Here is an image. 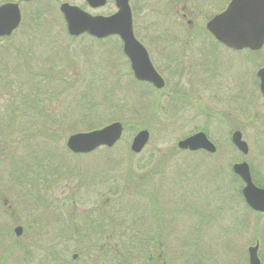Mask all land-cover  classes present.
<instances>
[{
  "label": "rangeland",
  "instance_id": "374dc122",
  "mask_svg": "<svg viewBox=\"0 0 264 264\" xmlns=\"http://www.w3.org/2000/svg\"><path fill=\"white\" fill-rule=\"evenodd\" d=\"M12 1L20 4L22 22L9 36L0 38V216L5 215L3 198L22 218L27 212L39 213L38 209L45 212L38 200H28L21 181L13 176L17 162L47 156L51 157L47 166L68 173H59L47 191L58 213H43L39 233L15 237L11 229L0 236L5 237L0 241V258L5 255L1 264H37L51 250L64 253L70 264H84L72 260L73 254L89 263L99 258V264H143L148 258L149 264H248L247 248L255 243L264 264V213L246 206L243 182L231 169L233 163L246 161L253 182L264 186V99L252 82L254 63L264 65V49L251 53L254 63L245 64L243 52L222 48L205 34L204 61L189 58L188 48L182 50L188 69L180 76L162 74L167 85L159 92L132 77L116 36L94 41L88 36L72 38L66 32L58 8L61 2L107 15L116 9L114 0L96 10H90L84 0ZM227 1L202 3L200 24ZM134 2V32L146 40L149 35L144 30L155 16L142 18L145 11ZM168 14L156 17L159 30L173 19L179 21L178 15L171 16L170 10ZM214 47L220 56L217 61L211 57ZM191 53L198 56L200 50ZM224 76L242 81V99L252 98L249 106L233 102L231 95L237 89L230 93L232 84L224 83ZM175 85L180 86L178 92L173 90ZM36 98V103H23ZM156 99L160 105L154 111ZM250 117L255 119L251 129L247 127ZM112 121H120L124 132L110 149L74 155L66 147L68 135ZM141 129H147L150 138L141 153L134 154L131 141ZM236 129L249 147L247 155L230 142V132ZM195 131L206 132L217 148L214 154L177 148L178 140ZM105 200L107 213L128 209V218L134 214L138 221L143 216L152 221L160 231L155 243L163 245L160 258L158 249H152L153 254L142 255V262L140 252L127 250L125 238L107 239L99 233L92 243L95 252H89L91 245L82 238L57 237L54 242L65 215L73 211L77 223L88 215L97 219L90 211ZM154 213L155 219H150ZM59 214L60 224L55 221ZM97 247L101 252L97 253Z\"/></svg>",
  "mask_w": 264,
  "mask_h": 264
},
{
  "label": "water",
  "instance_id": "95a60500",
  "mask_svg": "<svg viewBox=\"0 0 264 264\" xmlns=\"http://www.w3.org/2000/svg\"><path fill=\"white\" fill-rule=\"evenodd\" d=\"M85 1L92 8L101 7L106 3V0ZM114 5L116 10L108 15L90 14L68 2H62L59 11L67 33L71 36L83 33L96 38L118 36L122 40L123 53L130 62L134 77L150 82L158 89L162 88L165 84L163 78L152 66L144 46L134 36L129 0H114ZM20 22L21 12L17 2L0 4V37L9 36ZM206 29L216 40L229 48L257 50L264 44V0H230L224 10L207 21ZM258 76L264 97V68L258 71ZM122 131V124L114 121L99 129L69 135L66 146L74 153H86L99 146L112 147L120 139ZM148 139V130H139L131 141L130 149L133 152H140ZM231 142L242 154L248 152V146L242 139L240 131L232 132ZM177 146L191 151L198 149L210 153L216 151L215 145L202 131L179 140ZM232 170L243 182L241 192L245 203L254 211L264 212V189L253 184L248 164L245 161L236 162L232 165ZM14 233L19 236L21 227H15ZM257 250L258 243L247 248L249 264H260ZM76 257L77 254L72 255V259Z\"/></svg>",
  "mask_w": 264,
  "mask_h": 264
},
{
  "label": "flooded vegetation",
  "instance_id": "af4514ba",
  "mask_svg": "<svg viewBox=\"0 0 264 264\" xmlns=\"http://www.w3.org/2000/svg\"><path fill=\"white\" fill-rule=\"evenodd\" d=\"M8 1H11V0H4L3 2H0V4L8 2ZM23 1H25V0H23ZM132 1H134V0H129V5H130L131 10H132V7H131ZM228 1L224 5V7L227 5ZM84 2H85V5L90 10H96V9L102 8L107 4V0H106V3L103 6L97 7V8H92L91 6H89V4L85 0H84ZM207 2H209V0H135L134 3L136 4L137 9H139V10L143 9L145 11L144 17H142V18H146L147 16L152 17L153 15L155 16V18L152 19L151 22H147L148 29L144 30L149 35L148 39L141 40L140 38H138L135 35V32H134V35H135L136 39L146 49L147 54H148V58L152 64V66L154 67L156 72L164 79V82H165V85L163 88L156 89L151 83H149L147 81L137 80L133 75V72H132L128 58L123 53L122 40L119 37H117L119 40V45H120V50L122 52V57H124V60H126L128 63L129 71H130L129 73L132 75V77L139 84L147 85L148 87H150L156 91L162 92L163 89H165V87L167 85L166 79L163 77L162 74L167 73L168 75H175L176 74V75L180 76L182 74V72L185 71V69H188V67L183 65L184 60H182L183 57L180 54V53H182V50H184V49L188 48L190 54H192L191 56H189V58H194V59L200 58V61L201 60L204 61V59H202V58H203V55L205 53H202V52H204V47L202 48V43L205 41V39L206 40L208 39V38L204 37L205 34L210 36L211 39L215 42V44L221 46L222 48L229 49L230 51H235V52H243L245 64L254 63V60L252 59L251 53L261 52L264 49V44L262 45L261 48H259L257 50H251L248 48L236 50V49L229 48V47L221 44L216 39H214L210 35V33L206 30L205 25H206L208 18L206 19L204 24H200V21L198 20V18H199L198 11L202 10V3H207ZM224 7L221 8L220 10H218V12H220L222 9H224ZM80 8H82V7H80ZM169 10L172 13L171 16L172 15L173 16L178 15L179 21H176L175 19H173V22L170 23L169 26H164L159 30L158 29L159 21L157 18H160V17L163 18V17L168 16ZM132 14H133V12H132ZM65 28H66V25H65ZM133 31H134V25H133ZM82 36H88L94 41L105 39V38L99 39V38H96V37H93V36H90L87 34H81L79 36H70V37L77 38V37H82ZM218 48H220V47H218ZM196 49L200 50V55H198V56L191 53L192 51H194ZM215 50H216V53H215ZM215 50H214V52H212L211 57H213V60L217 61V58L220 56L218 55L219 52L217 51V48H215ZM205 51L208 52L207 49H205ZM197 60H199V59H197ZM254 66L256 67V70H255V77L252 76V78H253L252 82H254V84L257 87L261 97L264 99V97L261 93V90H260V77L258 76V71L261 68H264V65L257 66V64L254 63ZM228 67H229V63H228ZM232 78L233 77H231V79H230L229 76H224L221 78V80H224V83L231 82L232 85H231V87H229L231 89L230 93L233 91L235 92V89H237L236 93H233L231 95L233 102H236V101L240 102L241 101V102H244L245 106H249L250 105L249 103H251L252 98L250 97V98L242 99V95H241L242 94L241 84L242 85H244V84L242 83V81L237 82V80L232 79ZM246 82H247L246 87H247V89H249L251 85H248L247 80H246ZM173 90L178 92L180 90V86L175 85ZM159 105H160V102H159ZM254 122H255V119L253 117H250V119L248 120L247 127L251 129V126H253ZM232 131H234V130H232ZM232 131L230 132V135H231ZM46 135L53 136V134H46ZM261 135H262V137H264V130L261 131ZM97 149H94L92 151L82 153V154L83 155L84 154H90V153L95 152ZM181 151H188V150H181ZM200 151H203V150H200ZM248 151H249V147H248ZM189 152L193 153V152H197V151H189ZM263 152H264V149H263ZM72 153L74 155H82L81 153H79V154H76L74 152H72ZM139 153H141V151ZM139 153H137V154H139ZM247 154H248V152H247ZM35 157L36 156H33V157L30 156L28 159L24 158L21 161L22 162V168H23V172H22L23 173V180L21 181V185L23 187L24 194L28 197V200H30V201L38 200V202L42 204V205H38V207L41 206L42 210L45 209V212H43L44 214L48 213L49 210L50 211L52 210L53 212H57L56 209L53 208L52 200L48 198L49 194L47 191L49 188L52 187L53 183H55L57 181L56 179L60 177L59 173L60 174L62 173V175H64V174L68 173V170L67 171H64V170L58 171V168L47 166L48 161H51L49 159L51 157H47L44 159L41 157H38V156L36 157L37 158L36 159ZM106 160H105V162H106ZM249 168H250V166H249ZM250 170H251V168H250ZM100 173H101V177H102V175L104 176L103 172H100ZM75 193H76V190L72 192L71 196H74ZM106 202H107L106 200L102 201L99 204L100 206H97L94 210L90 211V212L95 213L94 215H96L97 220L101 219V224H102L101 228L103 229V230H101V234H105V235L107 233V229L105 230V227H106L105 223L107 221V215H108V213H107L108 208H107ZM32 203H34V202H32ZM2 205L4 208L3 212H5V215L0 216V236L7 235L11 229L13 230V233H14V229L17 226L21 227V233L17 237L24 235V233H26V232L30 236L31 235L34 236V234L39 233L40 222H41L40 220H41V218H42V220L44 218V215L40 209H38L39 213L34 215V214L27 212V214H25L24 217L22 218V217L16 215L15 210L12 209L7 198H3ZM149 208H151L150 205H149ZM74 209L75 208H73V210ZM90 212H88V213H90ZM58 216L59 217L57 219H55V221L57 223L59 222V224H60L61 223L60 222V214ZM73 216H75V215L72 211L71 213H69L67 215V217H66V215L64 217L66 220H68L70 218L72 219ZM88 216H89L88 217L89 220H96L94 218V216H90V215H88ZM154 216H155V213L152 217H150V219H152V218L155 219ZM148 221L150 223V226H152V230H150V231L142 230V231H137L135 233H137V234L149 233L150 235H153L156 238V235L159 234L160 231L154 229L152 221H150V220H148ZM3 238H5V237H0V241H2ZM156 241L157 240H155V242H154L153 249H158L157 255H158V258H160L161 257L160 247L163 245H159V244L155 245ZM0 246H2V245L0 244ZM4 251L6 253L9 252L8 249H5ZM4 258H5V255H2L0 258V264L2 263Z\"/></svg>",
  "mask_w": 264,
  "mask_h": 264
},
{
  "label": "trees",
  "instance_id": "16d2710c",
  "mask_svg": "<svg viewBox=\"0 0 264 264\" xmlns=\"http://www.w3.org/2000/svg\"><path fill=\"white\" fill-rule=\"evenodd\" d=\"M29 98V97H28ZM27 101L36 103V99L32 100H24V102ZM159 101L158 99L155 100V104L153 105L154 111L156 108H158ZM46 134H49L48 132ZM108 149V148H106ZM47 158V156H45ZM22 161V160H21ZM17 162V167L13 171V176L15 177L16 180L22 181L23 180V168H22V162ZM21 166V167H20ZM234 177H236L234 175ZM130 186V184H129ZM130 214V210H125L122 211L121 209H116L111 213H108L107 215V221L105 223V230L107 228V233L105 237L107 239H123L125 238L126 241L124 243L125 246H127V250L131 251L134 253V250H137L138 252L141 253V258L143 254H152L151 250L153 249V243L155 242L156 238L153 235H150L149 233H144V234H137L135 232L137 231H150L152 230V226H150V223L146 220L138 221L137 220V215L136 217L134 214H131L130 217L128 218L127 216ZM131 217L136 218V220L131 219ZM69 220V221H68ZM66 222L61 225V231H59V236L57 235L53 240L54 242L56 241L57 237L62 238L63 240L70 241L72 238H82L87 242L88 245H91L89 248V252H95V246L92 244L96 237L95 234H101V219L99 220H89L88 218H82V221L80 223H77L76 220L74 219H68ZM79 224H81V228H79ZM77 235V236H76ZM118 244V243H117ZM52 243V247H53ZM152 248H151V247ZM151 248V249H150ZM97 253L101 252V248L97 247L96 248ZM26 255L28 254V251L25 253ZM59 256V257H58ZM81 255L79 254L78 257L75 259V261H82L84 264H99L100 259H97V262H95V259H92V263H89L87 261H84V259H80ZM103 258H101L102 260ZM149 261L147 263L143 264H149L150 263V258H148ZM144 261V258H142V262ZM37 264H70V260L66 259L64 253H61L58 255V252L55 250H51L48 253V256L45 255L43 259H39Z\"/></svg>",
  "mask_w": 264,
  "mask_h": 264
}]
</instances>
